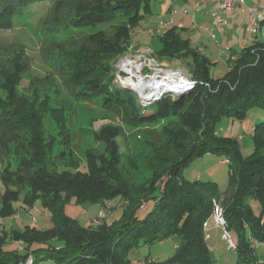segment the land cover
I'll return each mask as SVG.
<instances>
[{"label":"trees","instance_id":"1","mask_svg":"<svg viewBox=\"0 0 264 264\" xmlns=\"http://www.w3.org/2000/svg\"><path fill=\"white\" fill-rule=\"evenodd\" d=\"M153 1L157 0H73L67 7L60 1L55 9L59 14L51 22L48 12L39 20L45 31L56 35L86 26L103 27L82 35L75 45L52 44L61 59L58 93L70 91L80 99H96L118 112L126 125L151 124L173 115L185 128L164 129L166 140L152 145L151 155L145 159L148 177L137 178L132 171L137 170V160L128 153L129 165H121L114 154L115 139L122 131L119 125L105 124L96 132L110 151L108 158L90 156L80 164L70 155L67 163L56 149L59 144L70 145L68 133L62 132L61 140L50 137L45 141L42 112L36 113L14 94L7 95V101L0 99V147L18 143L27 132L34 155L20 159L18 169H28L34 176L30 180H39L37 185L27 184L28 190L22 194V184L5 181L12 173L6 168L0 171L6 187L0 218L17 215L13 204L31 207L36 199L51 213V227L45 230L25 225L7 231L0 222V264H25L28 258L32 264L48 259L56 264H130L128 254L141 242L169 239H175L174 252L158 264H214L203 223L209 220L213 203L224 195L215 183L189 182L182 177L191 162L206 154L220 156L231 167L228 188L232 193L219 205L226 230L235 232L236 264H264L255 253V244H264V121L253 127V152L247 157H242L236 140L216 132L223 118L242 120L252 108L264 110V43L254 42L232 52L227 73L212 79L208 59L190 47L178 28L169 27L158 36L159 48L154 53L159 59H190V78L196 83L181 95L163 94L143 105L130 89L117 86L113 64L130 47V33L143 21ZM41 2L0 0V29L11 28L18 15ZM18 62L19 54H15V65ZM0 74L5 76L7 88L21 86L24 80L19 66L11 74L0 69ZM31 82L28 79L26 87ZM47 108L44 103L42 110ZM55 113L56 123L64 129L63 113ZM113 200L120 201L116 214L99 225H81L64 213L70 203L103 206Z\"/></svg>","mask_w":264,"mask_h":264},{"label":"rangeland","instance_id":"2","mask_svg":"<svg viewBox=\"0 0 264 264\" xmlns=\"http://www.w3.org/2000/svg\"><path fill=\"white\" fill-rule=\"evenodd\" d=\"M42 1L41 3L29 6L24 11V14L21 13L18 15L13 20V26L11 28L5 30L0 29V69H3L6 74H11L14 66H19L22 70V78L24 79L21 86L14 85L12 88H7L5 76H1L0 74V99L7 101V95L14 94L17 99H22L28 106H32L36 113L42 112L43 122L41 134L45 141L50 137L61 140V133H68L71 139L70 145L64 147L59 144L56 149L58 155L63 153L64 157L62 160L67 163L70 160V155L75 159L76 163L80 164H83L86 157L90 156L108 158L110 151H108L105 143L97 138L96 132L105 124L119 125L122 131L115 139L116 151L114 154L119 157L121 165H129L130 162L125 155L130 153L137 160V170L132 169V171L136 173L137 178H147L149 171L144 163L147 155H151L152 145L166 140L167 136L164 129H172L177 125L185 128V125L183 126L182 121H179L178 117L173 115L151 124L143 123L137 126L126 125L121 122V116L118 112H112L110 108L108 109L106 105L102 106L96 99H80L74 97L70 91L58 93L56 89L57 85L62 84V78L59 75L60 68L58 67L61 59L58 58L57 53L53 50L52 44L70 43L71 45H75L82 35L93 33L103 27L101 25L86 26L79 29L62 31L57 35L51 34L44 30L39 19L48 12L47 20L51 22L53 17L59 14V10H55L56 4L61 1L67 7L73 0ZM169 1L157 0L150 3V9L144 15L143 21L130 33V47L124 52L121 59L116 64H113L114 67L117 65V73L127 64L131 63L137 54L136 50L140 51L138 50L139 47H147L152 52V54H149L155 57L154 52L157 51L159 46L158 36L163 33L161 31L164 29L159 28V32L161 33L153 37L144 34L143 31L145 29L146 31L155 32L160 23L165 24L163 20L171 18L170 10H168V5H166ZM190 13L193 14L194 9ZM158 14L163 16V18H159ZM188 14L185 13V16H188ZM225 19L226 30L216 35L218 44L208 39L206 33H201L200 36H197V32H195L197 30H194V32L189 31V33H194L193 41L190 45L192 49L200 48L202 44L206 47L203 54L210 62L209 74L212 79H220L227 73V58L231 54L230 51H239L242 43L247 46L254 43L253 38L248 34L242 21H238L239 25L235 29L233 23H231V18L225 17ZM195 24L196 26L199 25L197 23ZM187 25L190 27L189 22H187ZM106 30L109 32L108 28ZM222 34L223 37H221ZM131 48L132 51L130 50ZM15 54H19L18 65L14 63ZM155 58L165 67L171 68L172 70L180 69L190 77L189 71L192 64L190 59L169 60ZM125 78L126 75L120 77V79L118 78L117 86L130 89L125 83ZM28 79L32 82L26 87ZM134 82L136 83V81ZM44 103L48 106L46 111L42 110ZM140 103L146 104L144 101ZM151 103H147V105ZM57 110L63 113L65 119L64 129L60 128L59 124L55 121L54 117L56 116L55 112ZM262 121H264V110L252 108L242 120L230 117L221 119L216 125V132L220 136L236 140L242 157H247L253 152V141L251 137L253 127ZM29 138L30 135L26 132L22 135L18 143L9 144L5 148L0 147V171L6 168L7 171L12 173V178H7L5 181L13 179L12 184H22L23 187L20 189L23 191L22 194L28 190L27 184L37 185L39 182L38 179L30 180L34 176L30 174L28 169H22L20 171L18 169L20 159L30 158L34 155L33 145L28 142ZM230 168L227 161H222L220 156L206 154L191 162L183 170L182 177L189 182L215 183L218 186L219 193L224 195L222 197L229 199L232 193V189L228 188ZM62 169L61 164L59 170L61 171ZM5 189L6 187L0 176V203ZM223 198L219 200L221 201ZM115 201H108L103 206L88 203L82 205L70 203L65 206L64 213L66 216L76 219L81 225H85L86 223L85 226H95L104 220V214L108 212L107 217L109 218L110 213L117 210L120 203H116ZM220 201L216 202L219 204ZM13 206L17 209V215L13 218H0V222L4 225L1 226L2 229L9 231L11 228L19 229L20 226L25 225L43 229H49L51 227V213L43 206L41 199H36L31 207L24 206L21 202L15 203ZM255 213L257 214L256 209ZM108 218L107 221L110 220ZM205 236L209 239L206 243L210 250V255L214 260V264H236V251L226 248L227 242L223 239L220 228L216 227L212 222H209L208 228L205 229ZM230 238L236 244L234 231L230 232ZM7 244L10 246L14 245L10 241ZM19 244L23 246L21 243ZM174 244L175 239L151 244H143L141 242L137 248L129 252L128 260L131 261L130 264H149L150 261L158 264L159 262L167 260L173 254ZM255 253L258 260L264 261V244L256 243ZM41 264L56 263L54 259H48L41 262Z\"/></svg>","mask_w":264,"mask_h":264},{"label":"built area","instance_id":"3","mask_svg":"<svg viewBox=\"0 0 264 264\" xmlns=\"http://www.w3.org/2000/svg\"><path fill=\"white\" fill-rule=\"evenodd\" d=\"M244 2V0H196L190 7L195 11H200L202 9H207L209 11L212 20L208 35L216 44H218L216 35L222 33V24L224 22L222 15L233 12L236 8L244 5ZM245 8L248 15L246 27L248 33L253 38L254 42L264 43V2L247 5ZM158 31L159 29L155 30V32ZM148 32L150 35L154 33V31ZM130 50L132 51V48ZM136 52L137 54L130 63L131 66L130 64H127L117 73L118 69L116 65L115 70L117 81L118 78L120 79V77L126 75V78L124 79L126 81L125 83L130 87V90L140 102L147 100L143 97V95L146 96V94L141 93L137 88H141V90L144 89L145 92H150L155 88L170 86L167 90L159 92L155 97H152L155 93L151 95L152 101H155L163 94H172V96H175L179 93L186 92L195 86L196 82L189 76L185 75L182 70H172L171 68L165 67L149 53L137 50ZM132 68L134 69L132 70ZM134 81H136V83ZM133 84H136V88ZM143 85L144 87L142 88ZM205 86L209 89L208 84H205ZM209 222H212L216 227L221 229L223 239L227 242L226 248L235 251L236 246L231 241L230 232L226 230L223 209L216 202L213 203V211L209 220L203 223L204 231L208 228ZM25 264H32L31 258H28Z\"/></svg>","mask_w":264,"mask_h":264},{"label":"crops","instance_id":"4","mask_svg":"<svg viewBox=\"0 0 264 264\" xmlns=\"http://www.w3.org/2000/svg\"><path fill=\"white\" fill-rule=\"evenodd\" d=\"M195 1L196 0H170L169 2H167L166 5H168V10H170V16H171V18L170 19L168 18L169 20L168 19L167 20L165 19L166 21L163 20L165 22V24L160 23L158 29L159 28H162L164 30L161 31V32H164L169 27L175 26L176 28L179 29V32H180L181 37L184 38V39L189 40L190 45H191V42L193 41L192 38L194 37L193 36L194 33H189V31L194 32V30H197V31H195V32H197V36L198 35L200 36L201 33H206V37L208 39L212 40L209 37V35H208V31L211 28V20H212L211 14L209 13V11L207 9H202L200 11H195L194 10V13L191 14L190 12L193 11V9H191L190 6H192V4ZM244 1H245L244 2V5L236 8L233 12H231L229 14H223L222 15L223 16L222 18L224 20V22L222 24V33L226 30L225 29V25H226V19H225V17H228L229 19L231 18V20H232L231 23H233V26L235 27V29L239 25V22L238 21H242V24H244V27H247V17H248V15H247V11H246L245 6L252 5V4H256V3L262 2L264 0H244ZM188 10H189V12H188ZM184 12L186 14H188V13H190V14H188V16H185V13ZM158 17L159 18H163V16H161L160 14H158ZM187 22H189L190 27L187 25ZM195 23H197L199 25L196 26ZM161 32H159V31L158 32H154L152 35H150L149 32L146 31L145 29L143 31L144 34H146L148 36L150 35V37H153L156 34L161 33ZM221 37H223V34H222ZM251 45H253V44H251ZM251 45L247 46V45H245V44L242 43L239 51L241 49H243V48L250 47ZM158 48H159V46H158ZM204 49H206V47H205L204 44H202L200 46V48L199 47L195 48V50H197L200 53H202V55H204L203 54ZM138 50L152 54V52L147 47H145V46L139 47ZM230 52L232 53L233 51H230ZM155 57H157V56L155 55ZM227 59H230V58H227ZM115 202L116 203H120L119 200H116ZM116 212L117 211H114L113 213H110V217L109 218L107 217V215H108V212H107L106 214H104L103 217L110 219L112 217V215H115L116 214ZM81 214H83V212H81ZM85 225H86V223H85ZM34 228L36 230H45L43 228H38V227H34ZM208 240L209 239L206 237V241H208Z\"/></svg>","mask_w":264,"mask_h":264},{"label":"bare ground","instance_id":"5","mask_svg":"<svg viewBox=\"0 0 264 264\" xmlns=\"http://www.w3.org/2000/svg\"><path fill=\"white\" fill-rule=\"evenodd\" d=\"M133 86L136 88V84H133ZM144 87V85L142 86V88ZM168 88H170V86H166V87H159V88H155L150 92H145V90H141V88H137L140 90L141 93H145L146 96L143 95V97H145L147 100H149V98L151 97V95H154L152 97H154L155 95H157L159 92L163 91V90H167ZM172 96V94H169Z\"/></svg>","mask_w":264,"mask_h":264},{"label":"water","instance_id":"6","mask_svg":"<svg viewBox=\"0 0 264 264\" xmlns=\"http://www.w3.org/2000/svg\"><path fill=\"white\" fill-rule=\"evenodd\" d=\"M182 93H184V92H182ZM182 93H179L180 95L182 94ZM179 94H177V95H179ZM155 97V96H154ZM144 100V99H143ZM155 100V99H154ZM145 101V103L147 104V103H151V102H153L152 101V97L151 98H149V100H144ZM144 104V103H143Z\"/></svg>","mask_w":264,"mask_h":264},{"label":"clouds","instance_id":"7","mask_svg":"<svg viewBox=\"0 0 264 264\" xmlns=\"http://www.w3.org/2000/svg\"><path fill=\"white\" fill-rule=\"evenodd\" d=\"M186 75V74H185ZM188 76V75H187ZM139 101V100H138ZM143 105H146V104H143Z\"/></svg>","mask_w":264,"mask_h":264}]
</instances>
